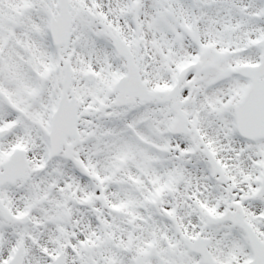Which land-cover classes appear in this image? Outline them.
<instances>
[{"label": "snow or ice", "instance_id": "1", "mask_svg": "<svg viewBox=\"0 0 264 264\" xmlns=\"http://www.w3.org/2000/svg\"><path fill=\"white\" fill-rule=\"evenodd\" d=\"M0 264H264V0H0Z\"/></svg>", "mask_w": 264, "mask_h": 264}]
</instances>
